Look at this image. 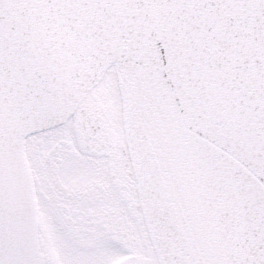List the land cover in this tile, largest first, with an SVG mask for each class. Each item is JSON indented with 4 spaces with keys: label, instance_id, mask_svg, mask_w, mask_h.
<instances>
[{
    "label": "water",
    "instance_id": "water-1",
    "mask_svg": "<svg viewBox=\"0 0 264 264\" xmlns=\"http://www.w3.org/2000/svg\"><path fill=\"white\" fill-rule=\"evenodd\" d=\"M139 15L136 4L125 1L123 7L116 10L115 17L119 25L117 23L110 34H118L121 22L135 19ZM189 21L188 25L183 27L185 35L190 44L199 48L213 35L209 13L202 10ZM104 32V28L99 26L93 35H103ZM174 38L175 35L171 36L169 41H174ZM121 40L117 43L118 62L128 70L131 62L132 39L130 37L128 40L124 38ZM100 52V49L93 48L88 41L86 42L77 56L80 58L78 68L75 69L78 76L82 73L88 76L93 65H100L102 61ZM105 67L106 65H103L99 70ZM99 75V72H94L87 79H91V76L97 78ZM121 80L128 99L125 120L127 140L139 183L146 224L160 263L236 264L231 258V253L243 242V235L247 229L264 223V212L249 205L246 208L247 215L240 213L231 219L230 231L220 243L207 245L203 232L195 220L171 146L164 135L150 96L141 82L133 85L128 72L121 73ZM262 136L264 137V133ZM251 144L253 142L249 140L244 145L246 160L251 157L248 150ZM14 150L18 151L21 160L20 143ZM14 163V171H21L17 154ZM28 184L27 174L23 172L22 175L17 176L18 186L15 193L17 209L20 200L23 201L29 191Z\"/></svg>",
    "mask_w": 264,
    "mask_h": 264
},
{
    "label": "flooded vegetation",
    "instance_id": "flooded-vegetation-1",
    "mask_svg": "<svg viewBox=\"0 0 264 264\" xmlns=\"http://www.w3.org/2000/svg\"><path fill=\"white\" fill-rule=\"evenodd\" d=\"M92 132L99 133L92 135V140L89 134L85 139L87 150L93 153V159L86 162V169L72 172L51 168L47 179L36 176L40 219L51 208L61 211L55 214L56 219L67 214L64 217L68 228L75 227L79 235L84 234L88 244L98 241L97 228L114 241L119 237L128 253H123L117 262L113 259L112 264H157L136 212L135 185L124 162L126 153L120 143L109 139L102 127L100 130V126L92 124ZM96 157L109 160L95 161ZM86 252L98 253L99 249ZM100 260L101 257L98 263Z\"/></svg>",
    "mask_w": 264,
    "mask_h": 264
},
{
    "label": "rangeland",
    "instance_id": "rangeland-1",
    "mask_svg": "<svg viewBox=\"0 0 264 264\" xmlns=\"http://www.w3.org/2000/svg\"><path fill=\"white\" fill-rule=\"evenodd\" d=\"M108 75L109 73L91 91L82 105L85 104L84 107L89 117L92 118V121H98V126L101 125L106 132L110 131L111 137L115 141L124 144L119 117V104L117 96L113 91L114 87L108 80ZM83 118L82 114L75 115L66 126L57 127L54 130L43 132L30 138L29 147L31 148V152L29 151V153L32 156L30 164L36 176L40 175L45 179L52 165L54 167L55 165L59 166L61 171H67V169H70V162L77 161L75 157H72L78 154V151L75 150L76 145L78 148L81 142H85L84 139L91 130V123L87 122L85 124L86 129L81 125ZM98 133H93L91 130V134L89 133L90 140L94 137L92 135H97ZM83 152L86 154L85 151ZM124 162H126V166L129 168L128 158ZM64 183L66 184V181ZM49 218L50 212L45 214L43 218L44 227L41 230L43 237L42 250L48 258L47 264H86L88 259H90L89 264H98V253H94L93 257L90 258L89 254L91 253L86 252L87 242L83 236H79L76 230L68 228L67 224L61 219L51 221L52 226H49ZM49 230L53 232L57 231L58 234L64 230L66 231L64 235L67 236L66 240L59 242L58 248L60 252L56 251L55 248L51 249L53 243L49 241V237L51 236V233L48 234ZM78 248L81 252L78 251ZM115 254L117 262L122 253L120 256L119 253ZM106 259L108 258L104 254L103 260ZM106 264L112 263L108 260Z\"/></svg>",
    "mask_w": 264,
    "mask_h": 264
}]
</instances>
